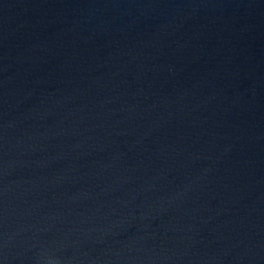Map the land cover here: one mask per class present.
<instances>
[{
	"label": "water",
	"instance_id": "water-1",
	"mask_svg": "<svg viewBox=\"0 0 264 264\" xmlns=\"http://www.w3.org/2000/svg\"><path fill=\"white\" fill-rule=\"evenodd\" d=\"M0 264H264V0H0Z\"/></svg>",
	"mask_w": 264,
	"mask_h": 264
}]
</instances>
